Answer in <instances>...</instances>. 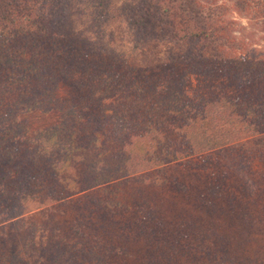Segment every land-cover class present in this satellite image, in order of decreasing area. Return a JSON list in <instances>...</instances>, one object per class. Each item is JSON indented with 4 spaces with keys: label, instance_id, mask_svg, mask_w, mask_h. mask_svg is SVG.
<instances>
[{
    "label": "trees",
    "instance_id": "trees-1",
    "mask_svg": "<svg viewBox=\"0 0 264 264\" xmlns=\"http://www.w3.org/2000/svg\"><path fill=\"white\" fill-rule=\"evenodd\" d=\"M118 1L0 0V264H264V0Z\"/></svg>",
    "mask_w": 264,
    "mask_h": 264
},
{
    "label": "rangeland",
    "instance_id": "rangeland-1",
    "mask_svg": "<svg viewBox=\"0 0 264 264\" xmlns=\"http://www.w3.org/2000/svg\"><path fill=\"white\" fill-rule=\"evenodd\" d=\"M126 1V0H119L117 3V6H119L121 4V2ZM244 21V20H243ZM245 23V21H244ZM78 29H82V27L79 25ZM107 32L109 34V36H111L110 38L113 39V43L114 46L117 49L123 50V51H130L131 50V41H130V36L128 33L127 28L124 26V24L118 22V21H114L112 22L108 27H107ZM164 52V51H163ZM160 50H154L149 52L147 55H142V56H137L135 57L133 60L135 61V63H137L138 65H142L145 63H149L151 61H154L156 58L160 57L163 53ZM194 80L192 81V86L195 90L196 93L199 94V92H204V88L207 85L208 82L210 81H204V80H197L195 81V77L191 76ZM199 79V78H197ZM198 82V83H197ZM230 88H227L226 91H230ZM264 84L261 85L259 84L258 86L255 87H250V88H242L239 91H233V92H227V94L230 97H237V96H242V97H246V99L248 101H253L254 104L257 105H264ZM225 95V93H224ZM55 116H51L50 115H40L37 113H34L33 115H31L29 117L30 120V124H32L33 128H44V127H48L50 125H53L56 123V117ZM139 133H142V131H139ZM130 134L128 137H126L130 142L135 141L136 139H139L141 137L140 134ZM260 138H256V139H252V140H248L246 142H243L247 147H250V149L248 150H252V151H256V149L259 148V145L262 143L260 142ZM254 153V152H253ZM257 154V153H254ZM256 156V155H255ZM231 157V155H230ZM227 159H224V162ZM245 166L248 165H252L250 159H245ZM247 162V163H246ZM253 170H244L245 173V177L250 179L252 181V183H250L248 191L253 193L255 197H260L259 199L262 200L264 199V181L261 179V171L258 170V166L252 165ZM240 170V169H239ZM253 176V178L251 176ZM258 225V223H257Z\"/></svg>",
    "mask_w": 264,
    "mask_h": 264
}]
</instances>
